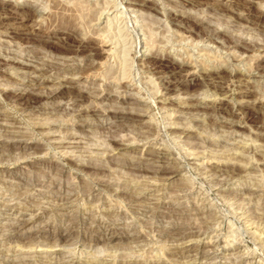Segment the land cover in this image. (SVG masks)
I'll list each match as a JSON object with an SVG mask.
<instances>
[{
	"label": "rangeland",
	"instance_id": "1",
	"mask_svg": "<svg viewBox=\"0 0 264 264\" xmlns=\"http://www.w3.org/2000/svg\"><path fill=\"white\" fill-rule=\"evenodd\" d=\"M1 1L7 13L0 15V154H8L0 156V264H264V141L255 135L256 128L264 134V115H249L256 96H242L255 90L264 101V75L254 67L258 52L230 48L224 37L210 41L201 30L188 31L174 19V13H188L192 23L201 20L213 34L224 31L260 45L264 17L250 13L264 12V0H150L135 8L129 0ZM76 4L81 28L76 23L80 30L69 34L58 11ZM31 7L40 14L23 19L15 13L27 9L33 14ZM88 24L89 40L83 34ZM81 36L100 51L91 60L86 48H66L67 41ZM102 36L106 41L99 40ZM29 38L41 44H29ZM263 48L259 53L264 55ZM156 55L166 65L189 63L195 74L170 77L163 66L153 69L152 61L160 60ZM78 65L80 72L73 70ZM222 69L239 75L223 85L226 92L204 78ZM32 77L53 84L39 88ZM67 78L89 98L80 101L66 92L29 106L8 93L25 86L45 93ZM191 97L212 106L221 98L235 113L212 106L193 111L186 106ZM120 110L123 118L116 116ZM135 112L142 115L131 121ZM258 151L263 154L259 162ZM88 163L97 167L83 170ZM228 163L242 169L223 175L208 171L212 164ZM16 212L26 213L20 217L27 224L13 230ZM221 222L209 236L159 234L176 224L189 231ZM99 224L114 229L100 235ZM65 228L73 234L57 241ZM128 229L147 237L114 238ZM98 235L103 240L92 241ZM198 243L201 253H170Z\"/></svg>",
	"mask_w": 264,
	"mask_h": 264
},
{
	"label": "bare ground",
	"instance_id": "2",
	"mask_svg": "<svg viewBox=\"0 0 264 264\" xmlns=\"http://www.w3.org/2000/svg\"><path fill=\"white\" fill-rule=\"evenodd\" d=\"M3 1V0H2ZM1 1V2H2ZM28 1V0H27ZM130 1V2H129ZM128 2L130 3V5H131V7L132 8H135V7H145V6H147V3L148 2H151L150 0H129ZM234 1V0H233ZM17 2V1H16ZM15 2V3H16ZM26 2V1H25ZM74 2V1H73ZM235 2V1H234ZM31 3V2H30ZM230 3V2H229ZM32 4H33V2H32ZM31 4V5H32ZM60 4V3H59ZM63 4H61V6H62ZM129 5V4H128ZM34 6V5H33ZM56 8L58 7V6H55ZM84 6H82V8H83ZM55 8V9H56ZM31 9H32V11L34 12L33 14H31L30 12H27V9H26V11L24 12V11H22V10H16V12L15 13H17V14H23L24 16H25V18L23 17V19H30V18H33V17H35V16H38L39 14H40V11L37 9V8H35V7H31ZM59 9H61L60 11H58V13L60 14L59 15V18H61V22L63 21V23H64V27H65V30H66V33H69V34H71L72 32H76V31H79L80 29H78L79 27L81 28V25H80V23L78 22V17H75L76 16V14H78V13H80V8L78 7V5L76 4L75 6H67V5H65L64 7H60ZM85 9V8H84ZM111 9V8H110ZM143 9V8H142ZM30 10V9H29ZM79 10V11H78ZM139 10V9H138ZM13 11H15V10H13ZM86 11V10H85ZM101 11V10H100ZM77 12V13H76ZM181 12V11H180ZM186 12V11H185ZM1 13H7V10H6V8L4 7V6H0V15H1ZM57 13V14H58ZM99 13V12H98ZM100 14H102V12L100 13ZM252 16H254V18L256 17V18H259V19H261V18H263L264 17V12H251L250 13ZM80 15V14H79ZM82 15V14H81ZM81 15H80V17H81ZM78 16V15H77ZM116 17L118 16L117 14L115 15ZM1 17V16H0ZM7 16H5V17H2V19L3 18H6ZM98 17V16H97ZM80 19H82V18H80ZM99 19V18H98ZM174 19H175V21H179L181 24L183 23V24H185L186 26V28H184V29H188V31H194V30H196V31H199V30H201L203 33H204V35L206 36V38L207 39H215V37H218V38H220V37H224L225 39H226V41H227V45L230 47V48H235V49H237V51H241V52H253V53H257L258 52V54L256 55V57H255V63H254V67H255V69H258L259 71H260V75H264V65H263V61H264V55L263 54H260L259 52H260V49H261V47H264V42H262L260 45L259 44H257V42H256V44H252L251 42V44H249L245 39H243V38H240V37H238V38H236V37H232V36H225V32L224 31H218L216 34H213L211 31V29H208V28H206V26H205V24L203 23V22H201V20L199 21V20H196V21H194V23H192L191 22V20H193L192 19V17L190 16V15H188V13H174ZM197 19V18H196ZM199 19V18H198ZM36 20V19H35ZM97 20V19H96ZM60 20H58V22H59ZM98 21V20H97ZM251 21V20H250ZM257 21H258V19H257ZM39 22V21H38ZM108 22V21H107ZM106 22V23H107ZM259 22V21H258ZM36 23H37V20H36ZM76 23H79L78 25H80L79 27H77V25H76ZM87 23H89V22H87ZM92 23V22H91ZM180 23H178L179 25H180ZM61 24V23H60ZM108 24V23H107ZM183 24H182V26H183ZM38 26V27H37ZM59 26V25H58ZM87 27V29L88 28H90L91 26L88 24V25H86ZM88 26H90V27H88ZM109 26V25H108ZM181 26V25H180ZM35 27V26H34ZM42 26H41V23L40 24H38L37 23V25H36V28H41ZM110 27V26H109ZM85 28V29H86ZM22 29V28H21ZM34 29V28H33ZM49 29V28H48ZM84 29V28H83ZM95 29V28H94ZM110 29V28H109ZM14 30V29H13ZM209 30H211V31H209ZM9 31V30H8ZM34 31V30H33ZM83 31V30H82ZM84 31H86V30H84ZM88 31H89V29L87 30V32H86V34L85 33H83L84 34V36L86 37L89 33H88ZM106 31V30H105ZM107 31H108V29H107ZM106 31V32H107ZM10 32H12V31H10ZM15 32V34H16V36H21L22 34H21V32L19 31V30H15L14 31ZM32 32V31H31ZM59 32V31H58ZM89 32H91V31H89ZM215 32V31H214ZM23 33V32H22ZM35 33V32H34ZM82 33V32H81ZM80 33V34H81ZM88 33V34H87ZM11 34V33H10ZM73 34V33H72ZM76 34V33H75ZM79 34V33H78ZM30 35V34H29ZM93 35H94V33H93ZM92 35V36H93ZM217 35V36H216ZM37 36V35H36ZM39 36V35H38ZM15 37V36H14ZM22 37V36H21ZM34 37V36H33ZM82 37V39L81 40H76V41H73V40H71L70 39V41H67V43H66V48L68 49V50H73V51H82L83 49H87V50H89V54L90 55H88V56H90V60L91 59H93L92 57V53L94 52V51H96L97 50V47H95V45L94 46H92V44L91 45H86V43L84 42V40H83V36H81ZM91 34L89 35V36H87V39L89 40V39H91V38H93V37H91ZM96 37V36H95ZM103 37V36H102ZM105 37H103V38H101V39H99V40H101V41H104L105 39H104ZM20 39V38H19ZM22 39V38H21ZM30 39V38H29ZM29 39H28V42H29V44H31V43H33L34 41V43H36V44H41L40 42V40L41 39H39V40H34L33 42H32V40L31 41H29ZM68 38H66V40H67ZM86 39V40H87ZM97 39V38H96ZM108 39V38H107ZM23 40V39H22ZM24 40H25V38H24ZM217 40V39H216ZM91 41V40H90ZM106 41V40H105ZM211 41V40H210ZM65 42V41H64ZM100 42V41H99ZM253 42V41H252ZM27 43V42H26ZM33 43V45H35ZM90 43V42H89ZM96 43V42H95ZM103 43V42H102ZM96 44H98V43H96ZM147 44V43H146ZM138 45V44H137ZM28 46V45H27ZM65 46V45H64ZM40 48V47H39ZM99 49V48H98ZM101 50V49H100ZM107 50H109V49H107ZM97 51H99V50H97ZM101 51H103V50H101ZM152 51H155V50H152ZM158 51V50H157ZM263 51H264V48H263ZM64 52V51H63ZM100 52V51H99ZM98 53V52H97ZM97 53H94L95 54V56H96V54ZM156 54L158 53V52H155ZM93 54V55H94ZM161 54V53H160ZM254 54V55H255ZM8 55V54H7ZM6 55V56H7ZM154 55V54H153ZM164 55V54H163ZM253 55V56H254ZM92 56V57H91ZM98 56V55H97ZM107 57V56H106ZM159 58L160 60H158V61H152L153 63L151 64L152 65V68L153 69H157V68H159V67H162L163 66V68L165 67L166 68V72L169 74L168 76H173V75H177V74H182L183 72H186V74L189 76V75H192V74H195V73H193L192 71H191V68L192 67H190L191 65H189V63L187 64H172V63H170V64H163L162 62H161V60L163 59V57L162 56H157L156 55V58ZM168 57V56H167ZM20 59V58H19ZM106 59V58H105ZM172 60V59H171ZM2 61H3V57L2 58H0V69H4V66H3V68H2V65L1 64H3L2 63ZM174 61V60H173ZM178 62V61H177ZM181 62V61H180ZM20 64L18 65V66H22V64H23V62H19ZM151 63V62H150ZM149 64V63H148ZM24 67H28V68H30L27 64H25L24 65ZM81 65L79 66H77V67H75L73 70H75V71H78V72H80L81 71ZM150 69H151V67H150ZM220 69V68H219ZM70 70H71V68H70ZM68 71H69V69H68ZM73 72V71H72ZM207 72V71H206ZM9 73V72H8ZM31 73V72H30ZM206 75V76H205ZM204 78H206V79H208V80H212V82H210L209 84L211 85V86H214V87H217L218 88V91L219 90H223L224 91V84L225 83H227L228 81H236V78L238 79V77H239V75L238 74H236V73H232V72H225L223 69L222 70H214V71H212V72H208L207 74L205 73L204 74ZM31 78V77H30ZM171 79V78H170ZM240 79V78H239ZM32 81V83H33V86L35 85L36 87H39V88H41L42 86H43V88H48L49 87V85H52L53 84V82H50V81H45V79L44 80H40V79H37V78H35V77H32V79L30 80V82ZM204 81V80H203ZM207 81V80H206ZM76 81L75 80H73V79H70V78H67V79H61L60 80V82L59 83H57L56 84V88L57 89H54V88H52V89H50V90H48V91H45V93L44 92H41V93H39V91L36 93V91H32V92H30V91H28L27 90V88H25L24 86V88H20V89H10L9 91H8V93H9V95H12V96H14V97H18V98H24V99H26L27 100V104L30 106H32V104L33 105H36L37 106V104L41 101V100H44L45 101V99H52V98H57V97H60V96H63V94L64 93H70V92H74V94L76 95L75 97H79L78 98V100H80V101H84V100H86V98L88 97V95H87V93L85 94L84 92H83V90H81V89H76V88H74L75 86H76V83H75ZM168 82V81H167ZM49 83H51V84H49ZM172 83V82H171ZM170 83V84H171ZM184 83V82H183ZM232 83V82H231ZM182 84V83H181ZM73 85H75L74 87H73ZM172 85V84H171ZM171 85H168L167 86V88H169V87H171ZM185 85V84H184ZM126 86H127V84H126ZM51 87V86H50ZM121 87H123V86H121ZM124 87H125V85H124ZM49 89V88H48ZM76 89V90H75ZM34 92V93H33ZM224 92H226V91H224ZM73 95V94H72ZM252 95H255L256 96V98H255V100L254 101H251V102H253L252 103V105L251 106H249L250 108H249V115H252V116H254L255 117V114L256 113H259V112H261V114H263L264 115V101H263V99H261L260 97H257V95H259L258 94V92H256L255 90H249V91H246L245 93H243V97H249V96H252ZM90 96V95H89ZM89 98V97H88ZM195 98V97H194ZM193 97H191V99H189L188 101H189V103L186 105L189 109H192L193 111H195L194 109H196V110H199V111H201V110H203V109H207V108H210L212 105H200V104H198V102H197V99L195 100ZM245 100V99H244ZM199 101V100H198ZM126 102V101H125ZM197 102V103H196ZM227 102H225L223 99H219V100H215L214 101V105L211 107L212 109H214V110H217V111H219V112H221V113H224V111H226L225 113L226 114H229V115H232L233 113H235V111H233L232 109H230V110H228L227 108H226V106H227V104H226ZM249 103V102H248ZM248 103H244V104H248ZM206 104V103H205ZM29 106H28V108H29ZM181 106V105H180ZM36 108V107H35ZM185 108V107H184ZM229 108V107H228ZM183 109V108H182ZM189 109H187V110H189ZM123 110V109H122ZM122 110H120V114L119 115H116V116H121V118H123V116L125 115H122V113H121V111ZM142 110V109H141ZM90 111V110H89ZM143 111H144V109H143ZM87 112H88V110H87ZM91 112H95V110H91ZM117 112V111H116ZM115 112V113H116ZM125 113H126V111H125ZM128 113V112H127ZM136 113V112H135ZM141 115H142V113L140 112L139 114H132V115H127V116H129V119L132 121V120H136L137 118H140L141 117ZM114 116H115V114H114ZM115 116V117H116ZM125 118V117H124ZM213 121H217L216 119H214V118H211ZM122 120H124V119H122ZM126 120H128L127 119V117H126ZM89 122V121H88ZM84 123V124H91L90 122L89 123ZM230 122V121H229ZM232 123V122H231ZM233 124V123H232ZM77 129V128H76ZM178 130H180V129H178ZM236 131H238L237 129H235ZM80 131V130H79ZM179 132V131H178ZM180 132H184V130H180ZM185 132L186 133H188L186 130H185ZM190 133V132H189ZM192 135H194V134H192L191 133V136ZM255 135H256V137H258L260 140H263L264 141V134L262 133V131L261 130H259V129H257L256 128V131H255ZM190 136V137H191ZM257 138V139H258ZM74 139V138H73ZM116 140V139H115ZM74 141H72V143H73ZM115 142V141H114ZM121 142V141H120ZM119 141H117L116 142V144H119L120 143ZM123 142V141H122ZM25 144V143H24ZM70 144H71V141H70ZM115 144V145H116ZM12 145V144H11ZM14 145V144H13ZM20 145V144H19ZM68 145V144H67ZM66 145V146H67ZM75 145V144H74ZM76 145H77V143H76ZM75 145V146H76ZM218 145V144H217ZM18 146V145H17ZM70 146V145H69ZM119 146V145H118ZM117 146V147H118ZM24 147V146H23ZM27 146L25 145V148H26ZM68 147V146H67ZM114 148H116V147H114ZM19 149V148H18ZM21 149V148H20ZM23 149V148H22ZM0 152H2L1 150H0ZM157 152V151H156ZM3 153H4V151H3ZM5 154V153H4ZM2 155V154H0V156L2 157H5L6 158V156H7V154L6 155ZM152 154V153H151ZM154 154H156V153H154ZM159 153H157V155H158ZM264 154V153H263ZM263 154H262V152L261 151H258V152H256V156H257V158H256V160H257V162H259V160H261L262 158V156H263ZM242 154H239V156H241ZM245 155V154H244ZM238 156V157H239ZM0 157V158H1ZM244 157V156H243ZM2 159V158H1ZM264 160V159H263ZM261 161V164L262 165H264V161ZM102 167H103V165H101ZM100 166V167H101ZM173 166H175V165H172L171 167H173ZM82 167H83V170L84 169H89L90 168V170H91V168H94V167H97V166H91V165H89V163L88 164H82ZM81 167V168H82ZM178 167H180V166H178ZM177 167V168H178ZM211 167V169H209L208 171H214L215 173H219V175H223V174H227V173H230V172H232V173H238L239 172V170L240 169H242V167H240L238 164H236V163H234V164H232V163H228V164H218V165H213L212 164V166H210ZM78 168V167H77ZM179 169V168H178ZM177 169V170H178ZM82 170V169H81ZM102 170V169H101ZM177 170L175 169V168H172V170H170L171 171V173H174L175 171L177 172ZM87 171V170H86ZM89 171V170H88ZM96 171V170H95ZM98 171V170H97ZM104 184V183H103ZM108 185V184H107ZM182 186V185H181ZM109 187V186H108ZM183 188H184V186H182ZM128 190H125V192H127ZM124 192V193H125ZM127 196H129V194L127 195ZM128 198H130V197H128ZM134 197L132 196V198L131 199H133ZM140 200V199H139ZM145 200V199H144ZM131 201V200H130ZM146 201V200H145ZM132 202V201H131ZM23 212V211H22ZM113 212V211H112ZM111 212V213H112ZM114 213V212H113ZM16 215H19L16 219L14 218V222L11 224V227L12 228H14L13 230H17V229H19V228H21V227H23V226H25L26 224H27V219H25L24 217H20V216H25V214L26 213H18V212H16L15 213ZM118 214V213H117ZM258 215H259V213H257ZM215 214H212L211 215V219H213V218H215ZM39 217H41V216H39ZM30 218V217H29ZM72 218V217H71ZM210 218V217H209ZM68 219H70V218H68ZM74 219H76V217H73L72 218V220H74ZM206 221V220H205ZM208 223H210V222H208ZM252 223H254V222H252ZM70 224H71V219H70ZM103 224V223H102ZM206 224V223H205ZM43 225V224H42ZM75 225V222L74 221H72V226H74ZM222 225V222L220 223V224H212V225H208V224H206L205 225V227H202L201 228V226H199L200 228H194V229H191V230H189V231H185V230H183V226L181 225V224H176V226L174 225V229H172V230H165V229H161L160 230V232H159V234L160 235H169V236H171V237H173V238H175V239H187V238H191V237H201V235H203V234H207V233H209L208 234V236L211 234V233H213V231H216V227L218 228V227H220ZM69 226V225H68ZM214 226V227H213ZM192 227V226H191ZM194 227V226H193ZM231 227H232V224H230V221H229V224H228V226H227V228H228V230H230L231 229ZM68 228V227H67ZM73 229V228H72ZM98 229V230H97ZM97 229H96V231L101 235V233H106L108 230L110 231V230H112V229H114V228H112V227H110V226H107V225H97ZM185 229V228H184ZM210 229H212V232H209L208 230H210ZM46 230V229H45ZM63 230V229H62ZM155 231V230H154ZM229 232V231H228ZM97 233V234H98ZM116 233V232H115ZM61 235L59 236V238H58V240L57 241H59V240H67V238H70L71 237V235L73 234V230H71V229H66L65 228V232L63 231L62 233H60ZM100 235H98V236H96V237H92V241H95V242H100L101 240H103L101 237H100ZM148 235V234H147ZM20 236V235H19ZM19 236L17 235H15L14 237H17V239H20L19 238ZM132 236H135V237H137V238H141V237H147L146 236V234H141V233H138V232H133L132 230H130V229H128V230H125L123 233H121V234H119V233H117V235L114 237V238H118V239H123V238H127V237H132ZM168 236V237H169ZM216 236H218V235H216ZM146 239V238H145ZM219 241V240H218ZM204 244V243H203ZM202 244V245H203ZM217 243H215L214 241H213V245L215 246ZM208 245H209V243H208ZM212 245V246H213ZM213 246V247H214ZM199 248H200V252H199ZM201 245L198 243V244H196L195 246H194V248H190L189 250H187L186 249V251H182V248H180V247H176L175 248V250L174 251H172V252H170V253H172V254H175V255H180V256H182V255H185V256H189V255H191V254H189V252H191V251H193V252H196V253H201ZM203 249V248H202ZM198 251V252H197ZM205 252V253H204ZM203 256H206L207 255V253H206V251L204 250L203 251V254H202ZM70 264H72V262L70 263ZM74 264H80L79 262H76V263H74ZM129 264H141L140 262H129ZM151 264H168V263H166L165 261H161V260H157V261H154L153 263H151ZM258 264H260V263H258Z\"/></svg>",
	"mask_w": 264,
	"mask_h": 264
}]
</instances>
